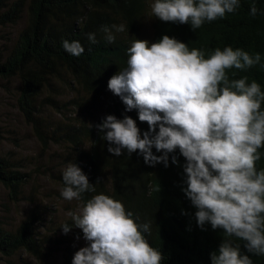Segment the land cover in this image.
Instances as JSON below:
<instances>
[{
	"label": "clouds",
	"instance_id": "1",
	"mask_svg": "<svg viewBox=\"0 0 264 264\" xmlns=\"http://www.w3.org/2000/svg\"><path fill=\"white\" fill-rule=\"evenodd\" d=\"M240 2L148 0V14L195 31L234 14ZM257 12L252 0L249 15ZM102 31L111 44L113 32H125L126 25ZM87 38L96 42L94 33ZM61 47L75 57L84 52L77 40H62ZM125 55V66L108 79L107 89L124 112L136 111L147 131L127 115H105L96 128L107 152L136 153L149 167L167 168L171 161L182 169L181 191L195 210L196 226L203 231L207 225L221 236L210 264H253L252 256L264 257V168L257 167L264 158V88L247 76L236 78L237 71L257 65L264 70L261 54L231 45L189 48L162 35L155 42L133 39ZM61 181L60 197L75 200L77 207L66 213L71 223L59 229L63 234L79 229L86 242L71 264H163L160 250L147 240L150 221L141 222L120 200L97 192L74 163H66ZM85 193L94 194L84 199Z\"/></svg>",
	"mask_w": 264,
	"mask_h": 264
},
{
	"label": "trees",
	"instance_id": "2",
	"mask_svg": "<svg viewBox=\"0 0 264 264\" xmlns=\"http://www.w3.org/2000/svg\"><path fill=\"white\" fill-rule=\"evenodd\" d=\"M251 3L241 0L234 14L192 31L187 24L150 17L148 0H0V25H15L25 16L15 40L0 51V87L16 81V108L40 148L38 164L29 170L20 161L0 156V185L8 201L24 200L31 205L14 228L0 221V257L11 261L24 252L39 264H48L46 257L60 252L57 264H71L74 252L69 232L63 234L60 226L54 234L42 232L48 210L36 202L34 182L42 174L61 188V173L71 162L97 192L120 200L141 222H151L147 240L160 250L163 264H210L209 254L217 249L221 236L207 225L203 231L196 226L195 210L181 191L182 169L171 161L167 168L162 164L149 167L136 153L112 156L96 125L105 115L118 119L127 115L141 131H147L136 111L124 112L122 102L107 89L108 79L125 66V50L133 39L155 42L168 35L189 48L207 50L231 45L259 52L264 62V0H255L258 12L254 17L249 15ZM120 23L126 25V31L113 32L115 39L109 44L102 27ZM88 33L95 34V43L89 42ZM65 39L79 41L82 55L67 54L61 47ZM240 76L256 80L264 88V70L258 65L237 71L236 78ZM65 91L72 95L57 99ZM49 111L59 116L51 117ZM53 147L56 166L43 163L42 158ZM153 153L158 155L154 149ZM178 161L183 163V158ZM257 167L264 168V158ZM27 186H31L29 194ZM93 194L85 193L83 198ZM251 258L253 264H264V257Z\"/></svg>",
	"mask_w": 264,
	"mask_h": 264
},
{
	"label": "rangeland",
	"instance_id": "3",
	"mask_svg": "<svg viewBox=\"0 0 264 264\" xmlns=\"http://www.w3.org/2000/svg\"><path fill=\"white\" fill-rule=\"evenodd\" d=\"M24 22L25 16L15 25H0V51L15 40ZM17 94L16 81H11L8 85L0 87V135L2 137L0 139V156H6L7 158H11V160L20 161L25 166H28L27 169L29 170L33 169L39 161L38 154L40 148L30 127L22 121L16 108ZM71 95V91H65V96L63 98L58 97L57 99L65 100L64 98ZM104 102L105 97L103 100L100 99L99 106L102 107ZM47 114L51 117L55 116V118L59 116V114L52 111L47 112ZM55 149L56 147H53V149L50 148V150L42 154L43 163L49 165L53 162L56 166L55 161H57V158L54 154ZM34 182L37 185L35 200L48 210L44 214L45 223L43 224L42 232L44 234H54V231L62 223L71 220L70 217L66 216V213L68 211H75L77 202L75 200H63L59 195L60 188L45 175L39 174ZM30 188L31 186L26 187L27 194L31 193ZM30 207V203L24 200H20L18 203L8 201L6 191L0 185V221L7 222L8 228H14ZM78 233L81 232L76 228L68 233L69 242L74 253L79 248L86 246V242L82 236H78ZM60 255V252L50 253L49 258L46 257L48 264H57L60 260ZM11 262L13 264L41 263L24 252L16 255L11 261L0 257V264H11Z\"/></svg>",
	"mask_w": 264,
	"mask_h": 264
}]
</instances>
